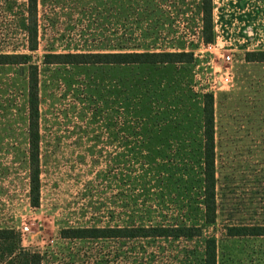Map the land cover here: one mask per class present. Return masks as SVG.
<instances>
[{
  "label": "rangeland",
  "instance_id": "rangeland-1",
  "mask_svg": "<svg viewBox=\"0 0 264 264\" xmlns=\"http://www.w3.org/2000/svg\"><path fill=\"white\" fill-rule=\"evenodd\" d=\"M202 0H37L36 50L27 0H0V228L52 264H94L131 247L138 264H202L203 237L216 264H264V237L227 238V224L264 220V0H212L205 42ZM259 4V5H258ZM232 55L233 84L212 96L219 178L217 220L199 203L204 94L202 45ZM186 53L165 65L46 64V55ZM212 64L218 70L222 64ZM36 71L39 206L29 198L28 83ZM199 227L202 238H68L75 230ZM51 259V260H50ZM112 262V261H111ZM111 264V263H109ZM119 264H126L121 260Z\"/></svg>",
  "mask_w": 264,
  "mask_h": 264
},
{
  "label": "trees",
  "instance_id": "trees-1",
  "mask_svg": "<svg viewBox=\"0 0 264 264\" xmlns=\"http://www.w3.org/2000/svg\"><path fill=\"white\" fill-rule=\"evenodd\" d=\"M36 2L37 0H27L29 6L26 20L29 24L25 27L28 36L31 37L33 45L30 50H36ZM202 23L206 43L214 40L212 24V0H202L201 2ZM190 55L186 53H125V54H80V55H46V64L61 65H165L180 64L188 61ZM26 59L21 55L0 54V65L21 64L19 59ZM247 61L264 62V52L247 53ZM29 77L28 83V137H29V198L32 207L39 206V171H38V97L36 71ZM206 100L203 107V147L201 159L199 192V203L201 205V219L205 225H212L216 222L219 212L218 203V172L216 164L214 122L212 114V95H204ZM68 238L80 239H111L114 242H133L139 239H186L202 238V231L199 227L188 226L186 224H174L170 226H127L125 228L75 230ZM225 236L227 238L240 237H264V220L255 222L253 225L243 223L227 224L225 226ZM202 264H216L217 241L214 237H203ZM143 253L138 252L135 247L123 252L122 249L114 252L112 260H100L94 264H119L125 260L126 264H138L137 258ZM48 252H40L22 247L21 237L18 231L12 228H0V264H52L49 261ZM51 260V259H50ZM112 261V262H111Z\"/></svg>",
  "mask_w": 264,
  "mask_h": 264
},
{
  "label": "built area",
  "instance_id": "built-area-1",
  "mask_svg": "<svg viewBox=\"0 0 264 264\" xmlns=\"http://www.w3.org/2000/svg\"><path fill=\"white\" fill-rule=\"evenodd\" d=\"M203 52L208 54L209 64L208 68H204L195 74L198 79L196 89L200 94L215 96L216 93L229 90L233 84V69H232V55L217 51L216 45L206 44L202 45ZM222 64L216 70L212 64Z\"/></svg>",
  "mask_w": 264,
  "mask_h": 264
},
{
  "label": "crops",
  "instance_id": "crops-1",
  "mask_svg": "<svg viewBox=\"0 0 264 264\" xmlns=\"http://www.w3.org/2000/svg\"><path fill=\"white\" fill-rule=\"evenodd\" d=\"M259 5V4H258ZM263 5H264V3H263Z\"/></svg>",
  "mask_w": 264,
  "mask_h": 264
}]
</instances>
